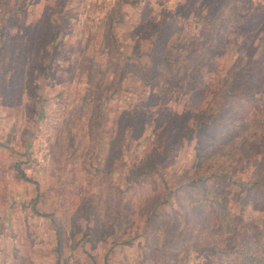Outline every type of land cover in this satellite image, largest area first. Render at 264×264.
Masks as SVG:
<instances>
[{
    "label": "rangeland",
    "instance_id": "obj_1",
    "mask_svg": "<svg viewBox=\"0 0 264 264\" xmlns=\"http://www.w3.org/2000/svg\"><path fill=\"white\" fill-rule=\"evenodd\" d=\"M117 2L28 0L6 32L0 24V46H9L23 24L16 56L28 47V28L43 17L64 23L53 44L34 43L13 81L11 66L0 77V264H239L216 245L211 204L190 184L199 173L209 190L228 197L242 236L264 232V140L254 138L264 120V0H141L124 8ZM118 15L121 64L129 68L149 63L158 37L153 23L179 19L166 58L193 62L187 86L153 89L131 74L115 89L106 73L104 32L108 18ZM188 43L190 55L182 47ZM229 84L234 89L226 93ZM93 125L98 136L105 129L97 144ZM63 138L72 149L64 166L80 158L76 168L96 173L107 158H117L110 176L121 189L153 158L171 193L155 209L159 218L129 217L117 243L115 234L100 230L95 239L86 237L87 226L100 228L85 214L93 200L85 206L58 193L74 168L55 176ZM69 202L78 205L68 213L59 251L54 222Z\"/></svg>",
    "mask_w": 264,
    "mask_h": 264
},
{
    "label": "trees",
    "instance_id": "obj_2",
    "mask_svg": "<svg viewBox=\"0 0 264 264\" xmlns=\"http://www.w3.org/2000/svg\"><path fill=\"white\" fill-rule=\"evenodd\" d=\"M4 1L6 2L0 3V24H3V27L1 28L2 33L7 31L11 20H18L16 16L19 17L20 13L25 11L23 7L28 3V0ZM140 1L141 0H118L117 4L118 7L121 8L134 7L137 6ZM190 1L192 2V0ZM13 2L15 3L12 4ZM57 6H59V4ZM57 6H54L53 10H55V7ZM120 15L108 18L104 32V43L109 52L106 73L113 76L114 81L112 83L115 89L120 88L131 74L138 83L142 82L145 86H151L153 89L174 87L173 85L175 83L187 86L190 79L189 74L192 72L193 62L189 57L174 61H170L166 58L168 43L174 38L176 23H180L179 19L174 18L168 21L164 20L163 24L160 26L154 25L153 23V29L158 33V37L154 43V47L148 54L149 63H139L134 68H129L127 65L121 64V60L126 57L121 53L118 40L120 34L118 26L121 19ZM50 19V16L46 15L43 17V20L39 25H35L30 31L28 28V47H24L16 56L15 53L18 46L17 39L21 36L22 32H20V30L23 27V24L19 29V32L16 34V37L9 43V46H5L4 44L0 46V77H5L10 69L13 68L14 71L11 73V81H13L14 77L19 75L23 59L29 56L36 43L40 46L45 43L48 45L53 44L57 40L63 30L64 23L51 22ZM193 45L194 44L188 43L182 47L189 50L188 52L190 55L193 52L191 50ZM9 58L14 59L13 65L12 63L7 65ZM8 66H11L12 68L10 67V69L7 70ZM256 68L257 67L254 65L253 70L256 71ZM97 84V93H99L103 87V81L99 80ZM233 89V86L230 84L224 86L226 93H230ZM0 94L3 95V92L0 91ZM11 98L12 97H9V99ZM96 107L99 109L98 116L100 122L103 125H106L108 117L102 115V105H97ZM111 109L117 110L110 108V110ZM258 122L259 129L255 128L256 131L254 138L258 140L260 144L261 141L264 140V120L260 119ZM93 128L94 140L97 144L98 141L102 140L105 129H101L98 136L96 125H93ZM70 146L71 145L66 144L65 138L58 140V152H60L62 158H54V161L57 163L55 176L58 175L59 177H62L63 175H66L68 173H66V171L71 169L72 163L74 167L72 169V181H65L63 187L59 188L58 193L64 198L70 195L77 196L80 201L85 202V206L90 204V201L88 200H93V204L87 208L88 212L85 214L87 215V219H89L90 216H93V220L100 224V228L87 226L88 231L85 234L86 237H90V239L93 240L95 239V233L100 230L107 234H115V243H117L121 231L129 217L139 214L149 216L153 212V217L159 218V214L155 209L165 203L166 197L171 193L167 181L159 176V172L152 167L154 166L153 158H150L147 161V165L144 168H140L137 172H134L129 176L126 179L125 188L121 189L113 183L110 176L113 171L112 167L114 166L113 160L117 158H107L104 163L105 168H98L96 173H92L88 169L86 170L83 166L76 168L75 164L79 162L80 158H72L71 163L64 166V161L66 164L67 161L71 159L63 158V155H66L67 152H72ZM118 153H120V150ZM121 154L122 152L118 156ZM110 155L111 154H109V156ZM87 159L92 158L90 157ZM67 167L69 168L67 169ZM83 169H85L84 173H82ZM23 177L24 180L31 182L26 176ZM207 182L208 181L204 180L198 173L195 175L190 185L200 192L201 196L199 199L201 202L205 201L211 204V214L214 216L215 221V230L213 229L212 234L214 233V236H216V245L223 246L224 251L229 256L235 258V261L239 264H264V232L250 239L242 236L238 229V218L229 206L228 197L209 190L207 188ZM160 188H162V190H169L168 194L162 196L163 191L159 192ZM73 190H81V193H75ZM178 193L179 191L177 189L174 195H177ZM196 199L199 202V199ZM76 205H78V202H69L67 213L65 212L67 206L64 205L62 216L58 218V222H54L59 237V251H61V246L63 244V228L65 227V224H69L70 215L68 213ZM73 228L75 232H80L78 231L77 226H73ZM172 244L174 250L178 251L180 249L177 243Z\"/></svg>",
    "mask_w": 264,
    "mask_h": 264
}]
</instances>
